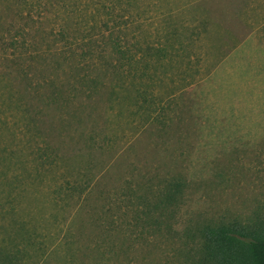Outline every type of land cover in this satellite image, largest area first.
Here are the masks:
<instances>
[{"label": "rangeland", "instance_id": "1", "mask_svg": "<svg viewBox=\"0 0 264 264\" xmlns=\"http://www.w3.org/2000/svg\"><path fill=\"white\" fill-rule=\"evenodd\" d=\"M211 226L264 233V0H0V250L198 264Z\"/></svg>", "mask_w": 264, "mask_h": 264}, {"label": "trees", "instance_id": "2", "mask_svg": "<svg viewBox=\"0 0 264 264\" xmlns=\"http://www.w3.org/2000/svg\"><path fill=\"white\" fill-rule=\"evenodd\" d=\"M115 44L116 52L126 57L128 50L118 42ZM134 58L130 55L128 64H133ZM179 190L177 185L172 187V182H167L163 192H160L161 201L166 205L173 202ZM204 236L203 256L198 264H264V233L211 226L205 229ZM0 264H21V260L12 251L0 250Z\"/></svg>", "mask_w": 264, "mask_h": 264}]
</instances>
